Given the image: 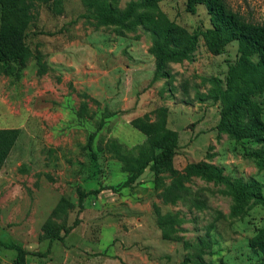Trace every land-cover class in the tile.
<instances>
[{"label": "rangeland", "instance_id": "374dc122", "mask_svg": "<svg viewBox=\"0 0 264 264\" xmlns=\"http://www.w3.org/2000/svg\"><path fill=\"white\" fill-rule=\"evenodd\" d=\"M130 1L140 0L109 3L122 10ZM225 1L245 20L264 23V0ZM60 2L59 13L33 0L0 7V39L27 47L24 61H0V128L20 129L0 167V240L28 251L20 263L0 246V264H257L251 240L264 206L250 199L242 215L230 216L227 187L190 168L255 179L264 195V168L249 155L264 141L235 143L218 131L224 102L207 95L215 82L223 87L235 41L215 52L199 36L186 59L168 63V78L150 83L148 29L98 25L82 16L80 0ZM183 8V0L157 3L181 37L210 25L204 6ZM256 100L264 122V91ZM133 119L162 123L177 133V146L169 160L148 162L121 186L156 150L140 146L146 138ZM78 190L92 191L81 210ZM157 213L176 221L165 238Z\"/></svg>", "mask_w": 264, "mask_h": 264}, {"label": "trees", "instance_id": "16d2710c", "mask_svg": "<svg viewBox=\"0 0 264 264\" xmlns=\"http://www.w3.org/2000/svg\"><path fill=\"white\" fill-rule=\"evenodd\" d=\"M21 0H0V7H11ZM48 2L53 11H61L60 0H33ZM88 13L83 17H91L98 25H115L122 29H132L140 24L151 33L152 41L149 52L153 57L154 68L150 83L159 76L169 77L167 65L170 62H180L186 59L194 50L197 39L201 36L208 48L218 52L221 47L230 42L236 43V56L227 64L223 87L217 82L208 91L212 99H222L224 107L215 125L218 131L226 133L235 143L243 138L252 137L258 142L264 141V122L261 119L263 108L257 97L264 91V23L245 20L238 11L230 8L225 0H183L184 11L194 13L197 5L204 6L210 25L205 28L194 27L185 37L180 36V29L167 17L157 10L160 0L130 1L122 10L110 7L112 0H80ZM141 8V11H137ZM181 43H180V42ZM27 47L23 43H10L0 39V61L21 60L26 56ZM101 123H98L99 127ZM131 124L142 132L146 141L140 145H149L156 150L150 153L137 166L121 186H128L142 171L148 162L162 163L169 160L177 146V133L163 126L162 123L145 122L133 119ZM20 129L0 128V167L11 149ZM94 131L88 133L86 146L90 147ZM254 158L258 169L264 168V149L249 153ZM192 172L224 184L226 193L230 196L231 206L229 215L236 216L244 213L243 204L250 200L264 206V195L261 193L262 184L255 179L243 181L221 174V171L211 165H191ZM92 191L78 190V208L82 209V199ZM170 214L157 213V225L161 236L167 237L173 221ZM53 236L49 240H52ZM61 237H58L60 239ZM0 246L15 250L16 260L21 263L22 257L28 254L20 244L13 241L0 240ZM251 246L257 256V264H264V224L258 228L251 240ZM20 260V261H19ZM184 258L179 264H186ZM209 264V263H201Z\"/></svg>", "mask_w": 264, "mask_h": 264}]
</instances>
